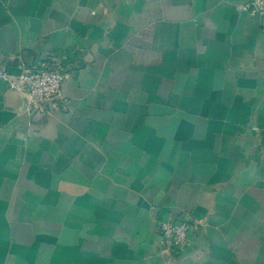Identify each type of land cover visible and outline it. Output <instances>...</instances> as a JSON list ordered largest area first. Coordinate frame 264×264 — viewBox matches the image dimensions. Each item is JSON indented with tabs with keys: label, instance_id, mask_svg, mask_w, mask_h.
<instances>
[{
	"label": "crops",
	"instance_id": "obj_1",
	"mask_svg": "<svg viewBox=\"0 0 264 264\" xmlns=\"http://www.w3.org/2000/svg\"><path fill=\"white\" fill-rule=\"evenodd\" d=\"M245 0H0V66L63 57L35 117L0 80V264H264V16ZM187 216L190 243L161 249Z\"/></svg>",
	"mask_w": 264,
	"mask_h": 264
},
{
	"label": "built area",
	"instance_id": "obj_2",
	"mask_svg": "<svg viewBox=\"0 0 264 264\" xmlns=\"http://www.w3.org/2000/svg\"><path fill=\"white\" fill-rule=\"evenodd\" d=\"M241 8L251 15L264 16V0H245ZM63 57L54 55L33 65H21L19 71L0 66V80L26 98L25 111L32 116L53 113L57 100L63 98L66 79L61 66ZM193 224L187 216L171 217L160 222L161 247L168 254L181 253L190 243Z\"/></svg>",
	"mask_w": 264,
	"mask_h": 264
},
{
	"label": "water",
	"instance_id": "obj_3",
	"mask_svg": "<svg viewBox=\"0 0 264 264\" xmlns=\"http://www.w3.org/2000/svg\"><path fill=\"white\" fill-rule=\"evenodd\" d=\"M25 106H26V98L24 97V108H25Z\"/></svg>",
	"mask_w": 264,
	"mask_h": 264
}]
</instances>
